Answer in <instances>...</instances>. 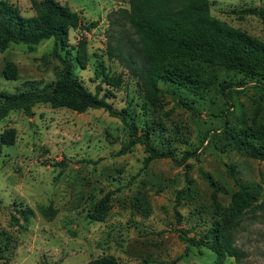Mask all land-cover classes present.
I'll return each instance as SVG.
<instances>
[{
	"label": "rangeland",
	"instance_id": "rangeland-1",
	"mask_svg": "<svg viewBox=\"0 0 264 264\" xmlns=\"http://www.w3.org/2000/svg\"><path fill=\"white\" fill-rule=\"evenodd\" d=\"M7 1L22 15L33 13L29 0ZM57 1L76 11L81 22H94L87 29H68L69 45L81 37L86 42L85 65L74 64L73 73L90 92L98 84L94 69L99 61L109 74L121 73V83L106 100L115 108L128 107L137 132L147 129L149 142L170 151L175 161L161 157L144 165L146 153L139 143L121 150L128 130L101 108L76 112L37 103L31 115L9 111L0 119V133L13 130L12 143L3 145L0 153V264H81L107 254L116 264H218L209 249L185 250L179 235L197 237L218 218L217 211L227 208L238 185L255 184L260 192L232 236L244 256L238 261L225 256L220 264H264V160L234 150L221 134L224 120L251 128L263 123L260 85L236 72L187 61L176 67L202 81L200 94L158 80L157 102L151 104L136 77L107 54V15L128 8L127 0ZM209 1L210 15L264 43V22L241 12L245 7L264 8V0ZM51 45V39L31 47L9 43L0 51V90L15 91L31 80L40 87L54 79L59 64L48 55ZM6 62L16 68L14 79L2 74ZM184 151L195 155L178 164ZM228 165L236 181L227 174ZM185 173L192 180L191 198L175 202ZM208 179L218 187L217 211ZM104 195L107 210L91 217V205ZM46 205L54 209L49 218L37 209ZM25 207L33 215L24 221L17 209Z\"/></svg>",
	"mask_w": 264,
	"mask_h": 264
},
{
	"label": "trees",
	"instance_id": "trees-1",
	"mask_svg": "<svg viewBox=\"0 0 264 264\" xmlns=\"http://www.w3.org/2000/svg\"><path fill=\"white\" fill-rule=\"evenodd\" d=\"M29 2L33 13L22 15L16 5L0 0V51L9 43H22L31 47L41 40L51 39L48 55L56 59L59 65L54 71V79L42 83L40 87L31 80L26 81L27 87L15 91L0 90V119L9 111L17 109L25 115H31L32 107L37 103H47L51 107L65 106L76 112L101 108L110 116L118 118L128 130L127 142L121 150L139 143L146 153L144 165L161 157H169L175 161L170 151L159 150L149 142L147 129L137 132L128 107L115 108L106 100L121 83V73L109 74L99 61V68L94 69V76L98 78L94 92H90L73 73L74 64L79 67L85 65L86 42L81 37L74 46L69 45L68 29H87L93 27L94 22H81L76 11L57 0ZM127 3L128 8L119 7L107 15L110 30L107 54L113 55L128 73L136 77L143 96L149 103L157 102L158 80L171 82L194 94H200L204 88L202 81L187 77L176 67L178 63L185 64L187 61L214 65L227 72L239 73L242 77L254 78L264 91V43L210 15L209 0H127ZM241 12L255 15L264 22L262 7H245ZM2 74L7 79H14V64L6 62ZM221 134L226 144L234 150L264 160V121L259 127L251 128L231 125L224 120ZM253 139L259 143H252ZM12 141L13 130L9 128L2 131L0 153L2 146L11 144ZM193 155L195 151H184L176 162L183 164L185 159ZM188 166L184 164V168ZM226 172L234 181L237 180L232 165L227 166ZM184 179V186L175 192V202L191 198L192 180L186 173ZM208 182L211 186L212 204L217 211L215 194L218 187L211 179ZM259 192V184L249 187L238 185L227 208L222 212L217 211L218 218L204 232H199L197 237L179 235L185 244V250L189 247L209 249L215 254L218 264L225 256H231L236 261L242 258L244 252L232 243V236L241 217L250 208V202L256 200ZM106 199L107 195H104L91 205V217L105 213L108 208ZM256 206L262 205L258 203ZM37 209L47 218L54 213L50 205L38 206ZM17 210L24 221L33 215L29 207ZM81 264H116V259L107 254Z\"/></svg>",
	"mask_w": 264,
	"mask_h": 264
}]
</instances>
